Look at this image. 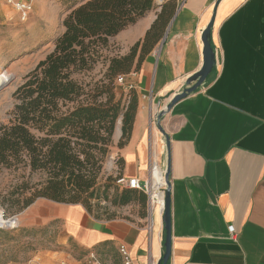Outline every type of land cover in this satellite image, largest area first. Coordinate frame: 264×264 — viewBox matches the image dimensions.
<instances>
[{"label":"crops","instance_id":"0c3cea01","mask_svg":"<svg viewBox=\"0 0 264 264\" xmlns=\"http://www.w3.org/2000/svg\"><path fill=\"white\" fill-rule=\"evenodd\" d=\"M169 1L175 9L163 39L127 77L139 102L122 175L145 182L157 159L164 171L168 138L169 264H264V0H164L163 6ZM162 8L155 5L110 42L129 51ZM211 23L213 71L158 120L203 68V34ZM53 221L63 225L62 248L31 264H125L121 246L132 264H158L164 254L163 213L155 209L131 221L104 220L82 205L39 199L23 224Z\"/></svg>","mask_w":264,"mask_h":264},{"label":"trees","instance_id":"16d2710c","mask_svg":"<svg viewBox=\"0 0 264 264\" xmlns=\"http://www.w3.org/2000/svg\"><path fill=\"white\" fill-rule=\"evenodd\" d=\"M155 2L88 0L73 9L63 21L65 31L53 51L13 94L16 105L8 122L0 125V172L29 174V179L23 175L19 186L8 193V201L18 211L39 199L82 205L91 215L94 202L110 198L115 207L139 200L146 209L143 192L120 188L112 178L103 182V169L114 147L118 119L122 118L118 144L122 149L130 141L138 109L134 87L119 90L117 78L125 76L127 82L161 42L175 9L172 1L162 6L143 41L127 55L108 60V84L92 87L80 77L94 69L110 39L145 17ZM35 174L42 180L32 184Z\"/></svg>","mask_w":264,"mask_h":264},{"label":"rangeland","instance_id":"374dc122","mask_svg":"<svg viewBox=\"0 0 264 264\" xmlns=\"http://www.w3.org/2000/svg\"><path fill=\"white\" fill-rule=\"evenodd\" d=\"M87 1L35 0L33 11L25 22L17 17L0 18V125L8 122L10 113L16 105L13 94L38 63L53 51L56 41L64 33V19L73 9ZM155 3L156 7L160 8L157 3L161 2L156 0ZM102 52V58L94 69L80 77L92 87L103 83L108 84L105 74L109 59L123 57L129 53L116 39H113ZM118 89L121 90L122 86ZM127 93L125 91L124 102L129 100ZM105 98L106 96H103L101 99L105 100ZM121 122L122 118H119L116 126ZM119 141L113 138L114 147L104 164L103 182L112 178L116 183L119 176L123 174L122 150L124 148H118ZM23 175L25 179H29L28 172L15 170L0 172V212L4 220L9 223V225H0V264H31L39 254L62 248L60 242L63 225L61 222L53 221L34 227L25 225L23 224L24 215L30 207L24 211H18L8 201V193L19 186ZM30 180L32 184H36L42 180V176L35 174ZM93 204H96L93 208V216L104 220H110L108 218L113 217V219L131 221L132 218L139 217L143 212L148 211V205L144 209L139 200L120 208L112 205L111 198L108 201L100 200Z\"/></svg>","mask_w":264,"mask_h":264},{"label":"water","instance_id":"95a60500","mask_svg":"<svg viewBox=\"0 0 264 264\" xmlns=\"http://www.w3.org/2000/svg\"><path fill=\"white\" fill-rule=\"evenodd\" d=\"M163 1L161 3H158L160 7H162L164 3ZM211 29H212V23L208 26V28L205 30L203 34V44H204L203 68L198 73H196L195 75H193L186 81L185 87L183 88V90L179 94H177L168 104L166 109L163 112H161V114H159L158 120H160L167 111H170L175 104L187 98L189 95L193 94L199 88H201L206 82L211 72L213 71L216 62H215V53L211 47ZM166 142H167V151H168V161H167V167L163 171L164 178L166 181L164 209H163V223H164V228L166 232V238L164 242V254L158 264H169L170 259H171V250H172L170 162H169V139L168 138H166Z\"/></svg>","mask_w":264,"mask_h":264},{"label":"built area","instance_id":"2783aa9c","mask_svg":"<svg viewBox=\"0 0 264 264\" xmlns=\"http://www.w3.org/2000/svg\"><path fill=\"white\" fill-rule=\"evenodd\" d=\"M34 1L35 0H0V18L9 19L10 17H17L20 21L25 22L33 11ZM162 1L163 0H159L158 2ZM117 84L124 87L126 90L133 88L131 84H127L125 76L118 77ZM156 167V160H152L150 178L145 182H140V180L136 178L129 179L125 176H121L117 179V185L120 188L134 189L143 192L147 198L149 211L153 212L154 209H158L163 213L165 187L161 188V199L159 196L155 195L153 190V179ZM150 229L151 227H149V230ZM230 231L233 232V228H230ZM120 252L124 257L125 264H132L131 257L125 246L120 247Z\"/></svg>","mask_w":264,"mask_h":264},{"label":"bare ground","instance_id":"6f19581e","mask_svg":"<svg viewBox=\"0 0 264 264\" xmlns=\"http://www.w3.org/2000/svg\"><path fill=\"white\" fill-rule=\"evenodd\" d=\"M156 165L157 167H156L154 179H153V190H154L155 195L159 196V198L161 199L162 198L161 188H164L166 186V181L164 178L163 170L160 168L158 159L156 161ZM155 210L159 213L158 209H155ZM6 224L9 225V223L4 220L0 212V225L3 226Z\"/></svg>","mask_w":264,"mask_h":264}]
</instances>
